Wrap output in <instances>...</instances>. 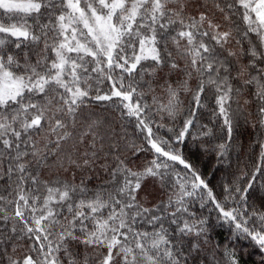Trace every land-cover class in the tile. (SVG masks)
Returning a JSON list of instances; mask_svg holds the SVG:
<instances>
[{
    "label": "snow or ice",
    "instance_id": "6c2138e0",
    "mask_svg": "<svg viewBox=\"0 0 264 264\" xmlns=\"http://www.w3.org/2000/svg\"><path fill=\"white\" fill-rule=\"evenodd\" d=\"M0 264H264V0H0Z\"/></svg>",
    "mask_w": 264,
    "mask_h": 264
},
{
    "label": "trees",
    "instance_id": "16d2710c",
    "mask_svg": "<svg viewBox=\"0 0 264 264\" xmlns=\"http://www.w3.org/2000/svg\"><path fill=\"white\" fill-rule=\"evenodd\" d=\"M197 163H199V161H197ZM208 167H210V165Z\"/></svg>",
    "mask_w": 264,
    "mask_h": 264
}]
</instances>
